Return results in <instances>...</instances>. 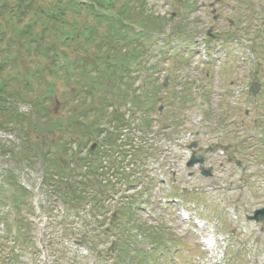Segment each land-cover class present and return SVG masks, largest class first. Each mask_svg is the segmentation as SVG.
<instances>
[{
  "label": "rangeland",
  "instance_id": "374dc122",
  "mask_svg": "<svg viewBox=\"0 0 264 264\" xmlns=\"http://www.w3.org/2000/svg\"><path fill=\"white\" fill-rule=\"evenodd\" d=\"M143 12L144 17L151 18L154 33L148 39L141 38L145 49L137 62L130 64L125 87L147 103L140 111L126 101H101L96 105L105 109L106 117L98 120V125L106 122V132L114 128L107 113L121 106L130 125L122 130L121 137L145 146L151 155L136 168L130 165L129 157L124 162L121 157L116 160L118 167L135 169L136 180L125 184L116 172L109 173L116 190L108 199L109 213L118 203L128 202L132 193L148 186V193L143 192L136 200L140 207L137 219L150 226L161 225L178 245L169 248L172 257L164 254L162 261L264 264V220L245 219L264 207V71L260 70L264 66V36L253 38L260 27L264 31V0H147ZM241 36L252 38L251 46L262 50L256 53L259 63L255 73L248 72L255 63L241 46L237 47L236 38ZM34 53L25 52L20 67L13 64L2 75L18 73L24 65L27 71L41 66L46 69L47 60L39 61ZM2 57L0 52V61ZM84 59L88 60L87 55ZM61 76L55 80L57 100L49 107L51 118L67 120L87 105L82 102L83 92L73 95L78 86L65 82L66 73ZM165 79L167 84L163 85ZM251 83L257 89L254 95L248 92ZM147 90L155 95L147 99ZM127 97L131 98V93ZM27 110V105L19 104L20 112ZM96 113L91 110L88 119ZM143 119L150 120L151 127L148 135L141 137ZM28 136L31 143H44L47 149V137L45 140L31 132ZM54 136L53 132L49 137ZM59 137L66 144L69 135ZM0 138L13 143L10 149L19 148L14 136L0 133ZM102 140L103 134L87 140L84 152L94 144L98 149ZM192 141L201 147L197 152L204 155V165L213 167L210 177L201 175L197 166L185 165L190 155L187 145ZM207 147L216 149L204 151ZM28 157L18 159L16 150L14 156L0 155V185L6 195L15 197L12 183L24 185L29 191L28 207H23L22 214L29 220L30 230L25 236L32 239L31 243L21 241L23 238L13 239L11 232H4L2 221L7 222L6 218L11 228L15 226L11 202L3 199L0 217L1 211L6 215L0 221V264H113L116 255L109 246L118 235L114 231L120 233L117 224L104 227L110 235L101 237L93 251L76 242L83 232L78 228L75 232L66 230L63 238L57 239V246L47 242L50 234L56 240L64 226L55 222V217L59 219L55 206L47 209V192L40 188L41 165L37 158ZM235 159L241 166L235 165Z\"/></svg>",
  "mask_w": 264,
  "mask_h": 264
},
{
  "label": "trees",
  "instance_id": "16d2710c",
  "mask_svg": "<svg viewBox=\"0 0 264 264\" xmlns=\"http://www.w3.org/2000/svg\"><path fill=\"white\" fill-rule=\"evenodd\" d=\"M146 1L0 0V52L3 53L0 61V132L13 135L19 141V148L10 149L8 146L13 143L0 138V155L14 156L16 150L18 159L31 155L41 163V187L47 191V209L57 203L64 209L59 223L55 221L64 229L56 240L53 234L49 235L47 242L51 246H57V239L63 238L66 230L75 232L78 228L83 232L77 240L93 251L97 243H101L100 238L108 233L104 227L109 223L117 224L120 233L114 231L118 235H114L109 246L116 255L113 264H167L161 257L168 255L167 249L176 244L161 225L150 226L137 219L140 207L136 200L148 193V186L132 193L128 202L118 203L109 213L108 199L116 191L115 184L108 178L109 173L116 172L118 180L125 184L136 180L135 169L127 171L114 161L121 157L124 162L130 153L131 165L136 168L151 152L145 146L121 137L122 130L130 126L121 106L107 113L114 128L106 132L101 127L106 122L98 125V120L106 114L104 108H97L96 102L112 100L115 104H125L121 101H126L138 111L147 103L135 91L128 92L125 87L130 77V64L136 63L145 49L141 38L148 39L154 33L151 18L143 15ZM32 50L39 61L47 60L46 69L41 66L27 71L24 65L18 73L2 75L13 64L20 67L19 63L25 60L24 53ZM86 55L88 60L84 59ZM64 73L65 82L78 86L73 95L83 92L82 102L87 105L82 107L83 111L70 116L69 122L62 117L51 118L49 107L54 99L57 100L55 80ZM128 93L131 98L127 97ZM154 95L147 90V99ZM19 104L27 105L28 112H20ZM91 110H97L99 115L96 113L88 119ZM46 116L47 121L44 120ZM150 127V120L143 119L141 137L148 135ZM29 132L43 136L45 140L47 137V149L44 143H31ZM53 132L52 139L49 136ZM64 133L69 135L66 144L59 137ZM23 134L26 136L22 137ZM101 134L103 140L99 148L92 151L88 148L85 153L86 141L100 138ZM142 141L145 142L143 138ZM117 150L120 154H115ZM11 186L16 191L15 197L14 194L6 195L0 185V203L6 198L11 202L9 207L15 227L11 228L6 218L7 222L2 221L3 230L6 234L11 232L13 239L23 238L21 241L26 239L31 243L30 237L25 236L30 229L22 214L23 207L28 206L29 192L23 185L12 183ZM1 213L0 221L6 215L4 211ZM131 230H134L132 234ZM54 254L58 263L56 251Z\"/></svg>",
  "mask_w": 264,
  "mask_h": 264
},
{
  "label": "water",
  "instance_id": "95a60500",
  "mask_svg": "<svg viewBox=\"0 0 264 264\" xmlns=\"http://www.w3.org/2000/svg\"><path fill=\"white\" fill-rule=\"evenodd\" d=\"M166 84V82H165ZM161 109V107L159 108V110ZM196 146V142H192L189 145V148H193ZM204 162V157L202 155H197L195 153V151H192L189 159L186 162V165L189 167L194 166L195 164H202ZM239 164V161L237 162ZM212 167L208 166V167H200V172L202 175L204 176H211L212 172H211ZM248 219H254L256 222L261 221L264 219V208L261 209H257L254 211V215L253 216H248Z\"/></svg>",
  "mask_w": 264,
  "mask_h": 264
},
{
  "label": "flooded vegetation",
  "instance_id": "af4514ba",
  "mask_svg": "<svg viewBox=\"0 0 264 264\" xmlns=\"http://www.w3.org/2000/svg\"><path fill=\"white\" fill-rule=\"evenodd\" d=\"M198 150H201V147H199Z\"/></svg>",
  "mask_w": 264,
  "mask_h": 264
}]
</instances>
